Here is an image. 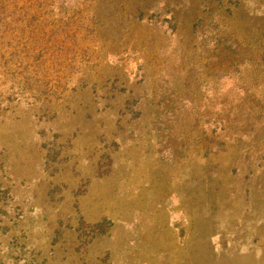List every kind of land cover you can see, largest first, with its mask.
Wrapping results in <instances>:
<instances>
[{
    "label": "rangeland",
    "instance_id": "obj_1",
    "mask_svg": "<svg viewBox=\"0 0 264 264\" xmlns=\"http://www.w3.org/2000/svg\"><path fill=\"white\" fill-rule=\"evenodd\" d=\"M4 2L48 42L0 38V264H131L171 192L235 220L251 193L264 213V11Z\"/></svg>",
    "mask_w": 264,
    "mask_h": 264
},
{
    "label": "crops",
    "instance_id": "obj_2",
    "mask_svg": "<svg viewBox=\"0 0 264 264\" xmlns=\"http://www.w3.org/2000/svg\"><path fill=\"white\" fill-rule=\"evenodd\" d=\"M248 4L253 11H264V0ZM148 188L155 193L161 186ZM185 193L159 198L163 215L149 218V227L133 244L140 254L131 264H264V213L258 196L248 195L249 207L235 220L234 214L217 218L199 213L195 193Z\"/></svg>",
    "mask_w": 264,
    "mask_h": 264
},
{
    "label": "trees",
    "instance_id": "obj_3",
    "mask_svg": "<svg viewBox=\"0 0 264 264\" xmlns=\"http://www.w3.org/2000/svg\"><path fill=\"white\" fill-rule=\"evenodd\" d=\"M4 1L6 0H0V5L4 7V10H7ZM14 11L15 8L8 14L2 11L4 16L0 17V38L6 39V42L10 45L16 43V45H23L24 47L31 46L32 43L37 41L48 42V40H43L37 36L36 20L30 14V11H27L21 17H17Z\"/></svg>",
    "mask_w": 264,
    "mask_h": 264
}]
</instances>
